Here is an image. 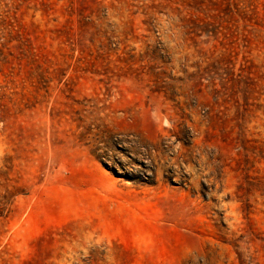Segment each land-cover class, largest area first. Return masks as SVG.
I'll use <instances>...</instances> for the list:
<instances>
[{
  "label": "rangeland",
  "instance_id": "rangeland-1",
  "mask_svg": "<svg viewBox=\"0 0 264 264\" xmlns=\"http://www.w3.org/2000/svg\"><path fill=\"white\" fill-rule=\"evenodd\" d=\"M0 264H264V0H0Z\"/></svg>",
  "mask_w": 264,
  "mask_h": 264
}]
</instances>
